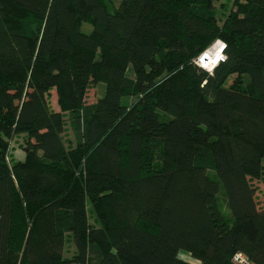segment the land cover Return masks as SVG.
Here are the masks:
<instances>
[{"label": "trees", "instance_id": "trees-1", "mask_svg": "<svg viewBox=\"0 0 264 264\" xmlns=\"http://www.w3.org/2000/svg\"><path fill=\"white\" fill-rule=\"evenodd\" d=\"M217 1L0 0V264H264V0Z\"/></svg>", "mask_w": 264, "mask_h": 264}, {"label": "rangeland", "instance_id": "rangeland-1", "mask_svg": "<svg viewBox=\"0 0 264 264\" xmlns=\"http://www.w3.org/2000/svg\"><path fill=\"white\" fill-rule=\"evenodd\" d=\"M222 1H223V3H222ZM231 1L232 0H219L215 3L217 6V16L219 17L220 20H222L224 18V16L228 13V10L230 9V6H231ZM113 2L116 5H118L120 3V0H113ZM222 4H225V5L222 6ZM81 30L83 32L90 33L93 30V25L89 22H83L81 25ZM198 57H196L194 59V61H196V59ZM128 75L131 77L134 76V72L132 71V69L128 70ZM106 87H107V85L105 82H99L97 85L91 86L89 91H88V94H87V102L93 103L96 100H98L99 98L103 97L105 95V92H106ZM49 100H50L52 108L55 110H59L60 106L58 104L57 92L55 89L51 92ZM122 100H123L124 104L130 103L132 101V96H130V95L124 96L122 98ZM69 116H70V113L67 114V117H69ZM67 122H68V119H67ZM65 138H66V140H68V142L75 141L74 140L75 137L72 134V131L69 127L67 129ZM24 141H25V139H24L23 134H18L12 139L10 152H9V161L10 162L24 158L25 153H24V150L22 147L24 144ZM255 182L258 184V186L261 189L258 196L263 198L264 197L263 196L264 195V183L261 180L260 181L256 180ZM89 218H90L91 222L94 223L95 216H94L93 210H92L90 205H89ZM95 224H97L96 221H95ZM74 251H75L74 242H73L72 238L68 237L67 242H66L65 255L70 256L73 254ZM185 254L188 255L187 253H185ZM183 255H184V253H183Z\"/></svg>", "mask_w": 264, "mask_h": 264}, {"label": "built area", "instance_id": "built-area-1", "mask_svg": "<svg viewBox=\"0 0 264 264\" xmlns=\"http://www.w3.org/2000/svg\"><path fill=\"white\" fill-rule=\"evenodd\" d=\"M217 41H223L225 44H226V42L224 41V40H222V39H217V40H215L214 42H213V44L207 49V50H205L197 59H196V61H195V63L197 64V65H199V66H201L202 68H204L205 69V67H203L202 65L206 62V59H205V53H208L210 50H213V49H215V50H217L219 47H220V45L217 43ZM225 50H226V48L224 49V51H223V55L224 56H226V54H225ZM210 54H212V52L210 53ZM221 61H225V60H221ZM220 61V62H221ZM219 62V63H220ZM218 63V64H219ZM217 64V65H218ZM216 65V66H217ZM216 66H208L207 67V69L206 70H208V71H212ZM232 260H233V263L234 264H258V263H256L255 261H253L247 254H245L244 252H241V251H237V252H235L234 254H233V256H232Z\"/></svg>", "mask_w": 264, "mask_h": 264}, {"label": "clouds", "instance_id": "clouds-1", "mask_svg": "<svg viewBox=\"0 0 264 264\" xmlns=\"http://www.w3.org/2000/svg\"><path fill=\"white\" fill-rule=\"evenodd\" d=\"M220 47L212 54L205 53L207 57V61L202 65L207 69L208 64L210 63L212 66H216L221 60H226L227 57L223 55L224 49L227 45L223 41H217Z\"/></svg>", "mask_w": 264, "mask_h": 264}, {"label": "crops", "instance_id": "crops-1", "mask_svg": "<svg viewBox=\"0 0 264 264\" xmlns=\"http://www.w3.org/2000/svg\"><path fill=\"white\" fill-rule=\"evenodd\" d=\"M222 3H223V1H222ZM188 255H186L185 253H184V257L187 259V260H189V261H191V262H198V261H196L193 257H191V255L189 254V253H187Z\"/></svg>", "mask_w": 264, "mask_h": 264}, {"label": "bare ground", "instance_id": "bare-ground-1", "mask_svg": "<svg viewBox=\"0 0 264 264\" xmlns=\"http://www.w3.org/2000/svg\"><path fill=\"white\" fill-rule=\"evenodd\" d=\"M215 51H216L215 49L210 50V51L208 52V54H210L211 52L214 53ZM205 57H206V56H205ZM205 59H206V61H207V57H206ZM208 66L210 67V66H212V65L209 63Z\"/></svg>", "mask_w": 264, "mask_h": 264}, {"label": "water", "instance_id": "water-1", "mask_svg": "<svg viewBox=\"0 0 264 264\" xmlns=\"http://www.w3.org/2000/svg\"><path fill=\"white\" fill-rule=\"evenodd\" d=\"M206 58V57H205Z\"/></svg>", "mask_w": 264, "mask_h": 264}]
</instances>
